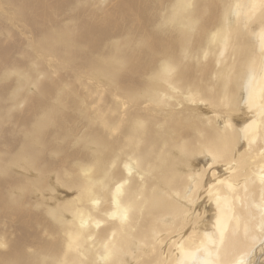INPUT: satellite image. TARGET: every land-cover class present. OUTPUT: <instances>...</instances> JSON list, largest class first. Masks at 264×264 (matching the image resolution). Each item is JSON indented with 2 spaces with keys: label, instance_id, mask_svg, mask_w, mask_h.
<instances>
[{
  "label": "bare ground",
  "instance_id": "1",
  "mask_svg": "<svg viewBox=\"0 0 264 264\" xmlns=\"http://www.w3.org/2000/svg\"><path fill=\"white\" fill-rule=\"evenodd\" d=\"M136 1L0 0V264H264V0Z\"/></svg>",
  "mask_w": 264,
  "mask_h": 264
},
{
  "label": "rangeland",
  "instance_id": "2",
  "mask_svg": "<svg viewBox=\"0 0 264 264\" xmlns=\"http://www.w3.org/2000/svg\"><path fill=\"white\" fill-rule=\"evenodd\" d=\"M46 1V3H47V5L51 8V5H56L57 3H59V2H62L63 0H45ZM136 2H138L140 5H143V6H145L149 11H151L152 10V7L150 6V5H145L143 2H142V0H137ZM52 9V8H51ZM1 10V9H0ZM0 14L1 15H3V17L8 21V23H9V20H8V18H7V16L5 15V13L3 12V13H1L0 12ZM56 17H60V21H59V23H61V22H64L65 21V18H64V14H58V15H53V21L54 22H56ZM34 25L37 27V29L36 28H34V27H28L27 29V31H29V32H32V33H34L35 31H36V33L31 37V35L30 34H28V38L30 39L31 38V40L28 42V43H26L24 46H20L19 48L20 49H22L23 50V52H24V55L27 57V58H25L24 60H20V59H17L16 58V56H13L12 58H11V60H10V63H11V65L13 66V67H16L17 68V71H21V70H25L24 69V66H26V64H27V61H28V59H29V57L31 56V51H30V49H29V47H28V45L29 44H31V43H33L34 41H36V39H37V35L39 34V31L41 30V27L40 26H38V25H36L35 23H34ZM22 40V39H21ZM23 40H24V38H23ZM25 41V40H24ZM118 46H120V44L117 42V41H115V40H111V41H109L108 43H103L102 44V46H101V53L103 54V53H110V54H113V55H116V53L113 51V48H118ZM14 51V50H13ZM42 54L43 53H41V56H42ZM47 64V63H46ZM45 65V63H42V65L41 66H39L38 65V71H42L44 68L42 67V66H44ZM46 68H48V67H46ZM49 73H51V72H49ZM67 73H65V72H61L60 74H59V78H61L60 76L62 75V77H64L63 79L64 80H66V81H70V80H72V77H71V75H66ZM14 75V73L13 72H11V73H8L7 75H6V80L8 81H6L5 83H6V85L7 86H9V82H10V89H13L14 87H16V86H18V84H19V82H20V78H17V77H15L14 79L13 78H11L12 76ZM49 75V74H48ZM54 76H57V75H54ZM70 76V77H69ZM68 78V79H67ZM62 79V78H61ZM92 83V82H91ZM89 81L87 82V84H89L90 86H92V84H91ZM93 84H97V82H93ZM106 86H108V85H110L109 84V82H108V84L106 83L105 84ZM104 86V84H99V87L100 88H102ZM57 88H56V83L54 82V85L51 87L50 86V83L48 82V81H46V80H43L42 81V84H41V86H40V90H39V92L38 93H35V95L36 96H34V95H31V101L33 102V103H35V105H38L39 104V102L40 101H42V103H45V104H47V105H49V106H55V107H57L58 106V104H60V102H59V96H60V94H58L57 93ZM9 91H11V90H8L7 91V94H6V97L4 98V99H1L0 100V105L2 106V107H8L9 106V104H10V99L8 98V93H9ZM50 92V93H49ZM49 94H51V97L49 96ZM56 98V99H54L52 102H50V98ZM65 103H67V104H69L70 106H72V103H73V99H71V98H69V97H67L66 99H65ZM26 107V106H25ZM74 115H75V117L77 118V112H76V109H74ZM85 129V128H84ZM17 170H18V173H17ZM13 171L15 172V174H17V175H19L21 172H20V170L19 169H13ZM22 171V170H21ZM24 173V174H23ZM21 175L22 176H25V177H28L30 174H28V173H26V172H24V171H22V173H21ZM18 178V177H17ZM51 180V179H50ZM75 180L76 179H74L73 180V182H75ZM52 181V180H51ZM49 183H52L51 184V186H52V188L54 187L53 185V182H50L49 181ZM56 189V190H55ZM55 189H53V191H52V194H50L51 192H49V193H44L43 195H45V196H43L46 200L48 199V200H54L56 197L55 196H57V197H59V198H56V199H59V201L60 202H66V200H67V198L68 197H74V191L73 190H71V188L70 189H68L67 191H66V188L65 187H63V186H60V185H55ZM54 190H55V192H57V193H54ZM53 193H54V195H53ZM36 195V194H35ZM50 195H53L54 197H52V196H50ZM54 198V199H53ZM0 220H3L4 221V224H2V223H0V224H2V226L3 225H6L7 223H9L11 226H13V227H15V223H11V222H9L7 219H3V218H0ZM7 223H6V222ZM9 224L7 225L8 227H9ZM2 226H0V230L2 231H7V232H9L8 230H6V229H8V227L7 226H4V227H2ZM4 228V229H3ZM10 228V227H9ZM13 229L14 228H12L11 227V229H10V231H13ZM22 232H21V236H22ZM13 238V237H12ZM12 238H10L9 240H11ZM29 241H30V238L28 239V241H27V243H29Z\"/></svg>",
  "mask_w": 264,
  "mask_h": 264
}]
</instances>
